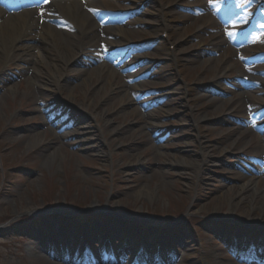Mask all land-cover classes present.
Returning <instances> with one entry per match:
<instances>
[{
  "label": "rangeland",
  "instance_id": "374dc122",
  "mask_svg": "<svg viewBox=\"0 0 264 264\" xmlns=\"http://www.w3.org/2000/svg\"><path fill=\"white\" fill-rule=\"evenodd\" d=\"M129 8L139 14L111 16L123 37L96 32L60 80L41 72V90L27 85L30 47L56 78L58 46L25 39V60L0 69V264H255L228 250L264 240V0L93 3ZM148 40L157 45L135 47ZM107 214L136 228L118 231L126 244L97 222ZM145 224L151 236L139 234ZM102 237L121 245L105 252ZM171 240L173 254L155 256L154 246L137 255Z\"/></svg>",
  "mask_w": 264,
  "mask_h": 264
},
{
  "label": "bare ground",
  "instance_id": "6f19581e",
  "mask_svg": "<svg viewBox=\"0 0 264 264\" xmlns=\"http://www.w3.org/2000/svg\"><path fill=\"white\" fill-rule=\"evenodd\" d=\"M135 2V1H134ZM68 3V2H67ZM70 6L66 3H57L55 4L54 8H56L57 13L64 19H67L77 30L75 34L69 35L65 33L64 31L58 30L54 26L46 25L44 24L40 29H38V22L37 19L34 18V14L36 13V10L26 11L18 15H11L6 13L5 9L3 7H0V69H2V66L7 65L9 63H12L13 60L15 61H23L25 60V53H19L20 50L19 44L23 42L25 39H31L35 44H40L56 47L58 46L60 51H64V55H59V62L61 63V68H59V71L55 70L56 78L52 76L51 73H49L50 66L51 65H45L42 61L43 58L40 54V48L36 46H31V55L34 58L30 59V63L32 64V76L29 80H27V85L30 89V92H32V86H37L39 90H41L43 87L39 84V75L41 72H47L48 77L50 79H53L52 81H56L58 79L60 73L66 69L67 66H69L73 61H75V58L81 53H83V49L85 46H87L89 43H94L96 36L95 33L99 32L100 27L98 23L95 21V19L86 11H83L82 5L78 3V1H71L69 2ZM91 3H88V8H90ZM53 6L49 7L48 12L51 11ZM109 29H104L103 31H107ZM109 31L117 32V35L124 36V33L120 29H111ZM96 35H98L96 33ZM35 36H37L35 38ZM61 41V46L60 42ZM77 50V55H75L74 49ZM46 48H49L46 46ZM64 49V50H62ZM80 49V51H79ZM38 50V54L34 55L33 51ZM75 50V51H76ZM27 54V53H26ZM32 58V57H31ZM105 68V66H104ZM69 69V67H68ZM3 70V69H2ZM0 70V72L2 71ZM96 73L93 75L95 76H101L102 73V67H97ZM34 76H36L34 78ZM60 80V79H58ZM44 88H47L44 86ZM12 94L15 93L13 89H10L7 91V93ZM240 96V94H239ZM70 97L73 98L72 93L70 94ZM75 98V96H74ZM233 103L232 100L228 101V105L231 106ZM114 132V131H113ZM69 134V133H68ZM64 134V136L68 135ZM41 138H39V135H35L32 139H30L31 144L36 143L39 141L38 144H41L40 142ZM32 146V145H29ZM56 154L53 153L51 156H48V159L46 163H50L52 161H55ZM258 183L260 181L258 178H253L250 180L249 184L251 188L257 189ZM113 218V217H111ZM67 222H71V219H66ZM264 229V228H263ZM115 238V237H114ZM117 241L118 239H114Z\"/></svg>",
  "mask_w": 264,
  "mask_h": 264
},
{
  "label": "snow or ice",
  "instance_id": "6c2138e0",
  "mask_svg": "<svg viewBox=\"0 0 264 264\" xmlns=\"http://www.w3.org/2000/svg\"><path fill=\"white\" fill-rule=\"evenodd\" d=\"M42 2H43V3H48V0H42ZM89 11L96 12L95 9H89ZM41 15H43V13H41ZM227 35H228L229 37H231V36L234 35V33H232V32H228ZM101 47L104 48L106 52L108 51V47H107L106 45H102Z\"/></svg>",
  "mask_w": 264,
  "mask_h": 264
}]
</instances>
